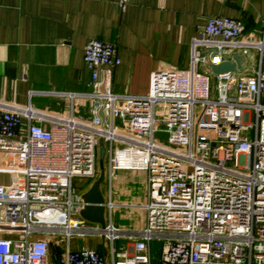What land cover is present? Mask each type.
<instances>
[{"label":"built area","instance_id":"2783aa9c","mask_svg":"<svg viewBox=\"0 0 264 264\" xmlns=\"http://www.w3.org/2000/svg\"><path fill=\"white\" fill-rule=\"evenodd\" d=\"M125 3L118 0L121 9ZM242 31L239 19L207 18L190 39L187 66L151 71L147 92L137 95L110 92L115 47L88 39V90L57 93L90 99L86 119L74 116L71 104L63 116L0 101V172L12 177L0 185V230L22 234L0 237V264H49L51 235L65 240L56 264H151L153 238L165 239L160 264H264V68L210 69L233 52L242 59L261 50L262 40ZM154 113L162 115L167 145L154 140ZM99 141L108 175L146 174L144 225L120 251L112 245L117 227L80 216L82 192L72 184L95 178ZM85 235L108 240L109 262L93 248H69L70 236Z\"/></svg>","mask_w":264,"mask_h":264},{"label":"crops","instance_id":"0c3cea01","mask_svg":"<svg viewBox=\"0 0 264 264\" xmlns=\"http://www.w3.org/2000/svg\"><path fill=\"white\" fill-rule=\"evenodd\" d=\"M263 15L264 0H126L123 9L118 0H0V101L29 103L63 116L69 113L71 104L73 115L86 119L89 115L81 111L87 107L90 112V100L75 97L70 101L57 93L85 90L88 74L82 53L88 39L99 38L115 47L119 63L111 68L110 92L144 94L151 71L187 66L190 39L212 16L239 19L244 36L262 40L261 50H248L237 71L264 68ZM100 77H104L102 72ZM40 124L49 126V122ZM4 157L0 151V163H4ZM106 170L98 184L103 218L119 229L116 239L123 240L125 247L145 222L146 174L142 170L116 169L108 175L107 183ZM11 179V175L0 172V185H7ZM101 182L105 183L103 189ZM112 210L117 215L115 221ZM0 237L17 239L22 234L6 226L0 230ZM62 239L61 235L48 237L49 264H56V254L63 249ZM108 245L101 235L70 236L68 241L70 249L93 248L107 262L111 258Z\"/></svg>","mask_w":264,"mask_h":264},{"label":"water","instance_id":"95a60500","mask_svg":"<svg viewBox=\"0 0 264 264\" xmlns=\"http://www.w3.org/2000/svg\"><path fill=\"white\" fill-rule=\"evenodd\" d=\"M241 56L236 52H233L229 59L222 60L219 64H213L210 66L211 72L213 74L223 73L233 71L240 68ZM100 91H104L103 82L100 85ZM102 102V100L100 101ZM97 114L102 119L101 107L98 108ZM104 148L101 141L98 142V161L101 166V160L103 158ZM102 166L100 167L101 170ZM102 171H100L98 177L90 184V186L83 191L82 200L83 207L80 211V216L91 223H97L99 227L104 226L103 218V198L98 189V184L102 180Z\"/></svg>","mask_w":264,"mask_h":264},{"label":"rangeland","instance_id":"374dc122","mask_svg":"<svg viewBox=\"0 0 264 264\" xmlns=\"http://www.w3.org/2000/svg\"><path fill=\"white\" fill-rule=\"evenodd\" d=\"M86 89V88H85ZM88 90V89H86ZM85 99V98H84ZM87 99V98H86ZM90 99H87V101H89ZM159 106H155V110H158ZM198 110V108L196 107V111ZM81 114H85V116L89 115V111L88 108L85 107L84 109H82ZM76 114V113H75ZM77 115V114H76ZM154 119L156 120V124H155V132L153 134L154 140L159 142L160 144L163 145H167L165 143V138H166V132H165V125L161 122L162 119V115L154 113ZM105 156H103L102 160H101V170H100V165H99V161H98V154L96 155V161H95V167H96V173H95V178L94 179H83V178H79V177H75L72 180V184L73 186L80 191L81 189H83L88 183L91 184L96 177L99 175L100 171H102L104 173L105 170ZM106 179H107V183H108V173L106 170ZM102 183V184H101ZM101 186L103 189V185H105L104 182H101ZM108 185V184H107ZM112 219L115 221V219L117 218V215H115V212H113L112 210ZM107 217V215H106ZM59 235H56V237ZM64 239V238H63ZM62 239V245L64 246L65 240ZM123 240H119L116 239L115 241H113V246L117 251H120L124 248V244H123ZM165 243V239L163 238H153L150 241V254H151V264H160L159 263V257H160V251H161V246L162 244Z\"/></svg>","mask_w":264,"mask_h":264}]
</instances>
